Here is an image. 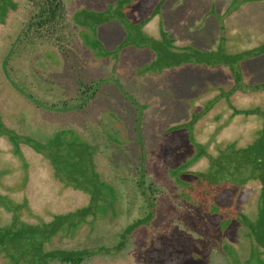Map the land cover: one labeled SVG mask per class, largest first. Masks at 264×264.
<instances>
[{
  "label": "rangeland",
  "instance_id": "374dc122",
  "mask_svg": "<svg viewBox=\"0 0 264 264\" xmlns=\"http://www.w3.org/2000/svg\"><path fill=\"white\" fill-rule=\"evenodd\" d=\"M5 1L12 7L3 9L4 22H0V134L11 130L20 140L29 136L43 141L57 130L75 128L99 139L112 128L128 143L117 150L118 154H112L113 164H98L100 169L105 168L98 172L97 179L105 182L102 185L107 202L100 206L96 217L79 225L75 211L85 206L90 194L60 179L59 166L43 156L19 146L16 147L22 155L16 154V147L3 135L0 223L16 219L39 224L55 214H67L65 221H72L74 226L76 222L77 227L46 246L89 250L79 264H260L264 255L258 256L257 246L250 249L244 245L245 236L236 218L224 224L216 218L215 222H208L204 210L177 198L181 196L175 193L177 187L168 174L169 169L181 166L192 156L185 129L168 128L190 120L214 88L227 86L231 76L223 67L191 65L158 74H139L137 69L150 63L154 53L133 41L138 39L136 31L155 39L167 33L176 46L215 49L236 5L230 4L231 0H63L73 40L62 51L23 36L32 12L28 0ZM84 9L109 10L103 15L109 22L95 24L90 20L92 24L76 26L72 16L77 11L84 15ZM233 18L232 22L243 29L256 22L257 27L251 30H258L259 24L264 26V1L245 3L234 10ZM220 25L224 30H220ZM263 36L264 29L260 40ZM94 38L99 41L96 46ZM257 40L253 38L254 43ZM103 49L117 51V59L103 58ZM244 71L251 79H264V57L249 62ZM78 76L86 85L102 80L95 97L82 108L74 107L82 102L78 97ZM63 104L69 107L60 109ZM144 104H148L145 110ZM236 124L237 131L242 127L249 131L253 122L241 125L237 119ZM137 125L147 152L142 187L138 186L136 173L140 149L138 143H133L139 135V130L134 129ZM122 154L123 159L118 157ZM191 165V170L202 166ZM110 184L114 190L107 189ZM151 210L154 215L146 225L123 236L128 225L146 217ZM49 264L74 263L54 260Z\"/></svg>",
  "mask_w": 264,
  "mask_h": 264
},
{
  "label": "trees",
  "instance_id": "16d2710c",
  "mask_svg": "<svg viewBox=\"0 0 264 264\" xmlns=\"http://www.w3.org/2000/svg\"><path fill=\"white\" fill-rule=\"evenodd\" d=\"M259 1L264 0H231L230 4H235L236 7L231 10L226 33L218 37L219 43L215 49L203 50L192 45L176 46L167 33H163L160 39H155L148 35L142 36L136 31L138 39L133 41L140 48H149L154 53L150 63L137 69L139 74H158L165 69L191 65L207 69L223 67L231 76V82L227 86L221 84L214 88L216 92L213 91L205 99L202 108L196 114H192L190 120L168 128L169 131L185 129L184 135L189 138L192 150V156L181 166L169 169L168 174L169 179L177 187L175 193L183 197L177 196V198L192 204L195 209L204 210L208 222L210 220L215 222L216 218L221 222L220 224H224L231 218H236L245 236L242 237L244 245L250 249L252 246H257L258 256L262 258L264 255V98L260 96L264 97V79L249 78L244 68L249 62L264 57V36L260 40L264 26L259 24V29L252 31L251 29L257 27L258 23L252 25L250 22L243 29L232 22L234 10L244 6L245 3ZM0 2H2L0 22L3 23V9L12 7V4L5 0ZM28 2L32 12L23 36L30 42L49 43L62 51L71 45L72 26L69 24L63 0H28ZM85 11L84 15L81 11L73 14L72 21L76 26L82 28L92 22L95 24L109 22L108 17L103 16L109 14V10ZM219 28L222 31L225 27L220 25ZM253 38H258L256 43L253 42ZM98 42L93 39L94 46ZM102 51L103 58L117 59L119 55L115 50ZM101 82L102 80H98L94 84L86 85L84 79L78 76V97L82 102L74 107L82 108L86 102L94 98ZM235 96H239L240 99ZM29 97L39 104L32 96ZM241 98L244 100L242 101ZM137 105L142 106V104ZM53 107L55 106L52 105ZM67 107H69L67 104H63L60 109ZM147 107L148 104H144L143 110ZM237 119H240L241 125L245 122L246 124L253 122L249 124L250 127L252 126L251 130L246 131L242 127L240 132L237 131ZM136 123L139 124L137 117ZM0 126L3 127L1 120ZM134 129L139 130L137 141L133 143H138L140 149L138 152L140 164L136 165V173L140 179L137 181L138 186L142 187L146 173V168L143 166L147 153L146 142L139 126ZM105 133L106 135L100 136L99 139L90 138L77 129L70 128L57 130L40 141L29 136L20 140L13 131L5 130L0 134V138L5 135L15 147L28 148L43 156L55 167L58 165L60 172L62 171L60 179L68 181L76 190H84L88 195L90 194L85 206L74 210L80 225L85 219L96 217L100 206L107 202L105 198L107 194L102 185L105 182L97 179L98 172L105 171V168L100 169L98 164H113L112 154L116 155L117 150L128 143L127 139H122L117 130L111 128ZM19 147L14 150L18 155L21 154ZM118 157L123 159L124 156L122 154ZM197 163L202 166L192 170L189 168L191 164L195 166ZM107 187L108 190L115 189L111 184ZM146 188L149 189L150 186ZM152 191L153 189L150 188L149 192ZM142 192L146 193L144 189ZM0 204H3L1 196ZM151 205L152 202H149V206ZM66 215L55 214L51 220L39 224H28L16 219L9 223H0V264H49L54 260L81 263L89 250H65L46 246L55 237L72 233L70 230L77 227L76 222L74 226L72 221H65ZM153 215L154 211L151 210L146 217L128 225L123 236L125 237L139 225H146ZM261 261L260 264H264L263 258Z\"/></svg>",
  "mask_w": 264,
  "mask_h": 264
}]
</instances>
